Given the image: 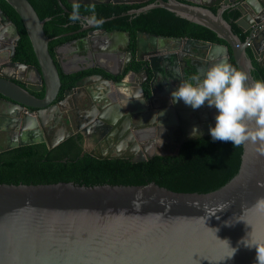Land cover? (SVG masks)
Masks as SVG:
<instances>
[{"label":"water","instance_id":"obj_1","mask_svg":"<svg viewBox=\"0 0 264 264\" xmlns=\"http://www.w3.org/2000/svg\"><path fill=\"white\" fill-rule=\"evenodd\" d=\"M6 1L21 17L38 61V65L13 61L20 33L0 7L4 25L0 28V53H4L2 60L6 61L0 66V94L8 99L0 100V118L9 116L15 121L14 128L24 135L20 141L8 146L12 148L43 140L36 134L41 126L50 123L48 114L55 107L52 102L62 82L60 61L50 52V39L44 28L49 18L42 19L30 0ZM79 2L95 0L74 3ZM156 7L166 8L203 25L225 40V43L205 42L201 45L199 40L194 41L193 54L185 61L190 72L194 73L199 67L193 57L200 50L206 59L204 66L222 59L232 64L233 60L239 69L248 73L249 84L256 80L252 72L253 60L264 68V0H159V4L143 9ZM226 10L239 13L236 24L247 34L244 41L224 18ZM148 44L151 47L155 43L149 38ZM7 49L10 53L5 55ZM3 68H10L14 74ZM101 68L117 74L106 67ZM16 76H20L27 86L16 84L12 80ZM33 77L40 85L38 88L31 83ZM100 77L106 82L110 80L104 75ZM76 86L82 99L95 101L97 97L85 79L78 81ZM125 86L131 87L128 102L134 108V81H127ZM106 87L107 83H104L99 90L106 91ZM42 88L45 90L43 98L30 92ZM150 91L149 98L145 93L143 96L145 108L152 116L151 123H175L178 118L183 121V116L187 117V122L203 121L204 114L200 109L192 108L182 99L173 102L171 95L162 97L152 84ZM14 105L25 111L24 117H13L11 108ZM28 107L38 110L28 113ZM98 119L110 123L116 120L106 113ZM86 121L88 126L96 124L93 118H86ZM69 135L66 132L55 141H48V147L53 148ZM134 144L138 147L137 142ZM144 146L149 147L146 155L140 154L132 161L140 162L155 155L153 141H145ZM262 146L258 141L243 143L237 174L208 192L176 191L155 181L95 185L74 181L1 182L0 264H256L257 248L248 244L255 239L264 246V211L255 207L257 200L264 197Z\"/></svg>","mask_w":264,"mask_h":264},{"label":"flooded vegetation","instance_id":"obj_2","mask_svg":"<svg viewBox=\"0 0 264 264\" xmlns=\"http://www.w3.org/2000/svg\"><path fill=\"white\" fill-rule=\"evenodd\" d=\"M78 1L55 0L53 5L55 13L45 17L49 18L47 21L54 19L56 24L63 25L64 28L59 32L45 31L50 39V52L60 61L58 67L62 85L56 99L52 102V106L55 105V107L51 108L48 114L50 123L44 127L41 126L36 134L38 139H43L39 142L47 144L48 141H55L68 132L70 135L57 145L72 136H77L81 137L83 154L88 152L96 157L132 159L140 154L146 155L149 147L147 149V146H144L145 141H153L155 155H166L178 152L181 144L188 141L187 137L192 140L209 134V125L215 122L214 107L202 105V108H196L203 112V121L187 122V117L183 116V121L177 117L175 123L160 125L158 122H150L152 116L145 108L146 101L143 93L146 98H149L152 95L150 91V84H152L158 94L161 92L162 97L171 95L172 90L178 87L180 80L193 73L190 72L185 61L189 60L188 55L193 54V46L196 45L194 41L199 40L202 42L200 45L211 41L195 37L196 29L186 25L183 20L191 21L175 12L156 7L167 11L160 15L152 11L155 8L143 9L152 4H159V0H120L118 2L95 0L89 3H74ZM102 4L117 7L113 8L110 15L105 16L106 11L103 10ZM76 5L79 6L81 18L72 21L70 15ZM93 13L98 18H103L104 22L100 25L88 24L86 18ZM3 27L0 18V28ZM180 31L183 32L177 33ZM149 38L155 43L151 47L148 44ZM17 45L13 61H19L16 59ZM6 52L5 55H8L10 50L7 49ZM201 53L202 50L196 52L193 57L199 66L206 62ZM3 54L0 53V66L6 63L2 60ZM101 67H106L117 74H111ZM2 70L14 74L10 68ZM101 75L110 80L106 82L100 77ZM82 79H85L93 89V95L97 97L94 102L85 101L80 96L81 91L76 90L77 82ZM12 80L22 87L27 86L26 82L20 80V76ZM32 80L34 81L31 83L38 88L40 85L35 81V77ZM127 81H134L133 88L136 89L134 108L128 102L131 87L125 86ZM104 83H107L106 91H100L99 88L104 86ZM30 92L38 98L45 96L43 88ZM3 99L8 100L0 94V100ZM14 106L11 108L13 117H24L25 111ZM27 109L28 113L38 110L34 107ZM104 113L116 120L112 123L100 121L98 118ZM9 118V116L6 119L0 118V152L10 149L8 146L11 143L24 138L21 130L14 128L15 121ZM86 118H93L96 124L88 126ZM134 142L138 143V147ZM171 147H176V151H170Z\"/></svg>","mask_w":264,"mask_h":264},{"label":"trees","instance_id":"obj_3","mask_svg":"<svg viewBox=\"0 0 264 264\" xmlns=\"http://www.w3.org/2000/svg\"><path fill=\"white\" fill-rule=\"evenodd\" d=\"M43 19L55 12V0H30ZM105 16L117 6L102 4ZM0 7L17 25L20 39L16 59L38 65V61L23 21L17 11L6 1L0 0ZM214 11L217 7L213 8ZM155 14L167 12L163 8L152 10ZM239 13L226 10L224 18L232 24L233 30L244 41L236 24ZM54 19L44 25L47 33L62 31ZM196 29L195 37L211 42L225 43L211 29L183 20ZM183 31L177 32L182 33ZM249 54L252 55L249 50ZM255 79L264 78V68L253 60ZM232 64L237 67L232 60ZM238 68V67H237ZM243 154V144L232 141L213 140L210 133L184 141L178 152L156 154L152 158L134 162L131 158H98L88 152L83 154L81 137L72 136L59 145L49 148L44 142L16 146L0 152V183H48L74 181L95 184H146L151 181L176 191L208 192L228 182L239 171Z\"/></svg>","mask_w":264,"mask_h":264},{"label":"clouds","instance_id":"obj_4","mask_svg":"<svg viewBox=\"0 0 264 264\" xmlns=\"http://www.w3.org/2000/svg\"><path fill=\"white\" fill-rule=\"evenodd\" d=\"M80 18L79 6L76 5L70 19L76 21ZM86 19L90 25L104 22L95 13ZM248 79V73L222 59L210 66L200 65L194 73L181 79L178 87L172 90L171 97L173 102L182 99L194 109L205 103L216 109L215 122L209 125L213 140H230L234 145L258 141L264 145V78L251 84ZM260 151L264 152V146ZM255 207L264 211V197L257 200ZM248 245L257 248L256 264H264V246L255 239Z\"/></svg>","mask_w":264,"mask_h":264},{"label":"rangeland","instance_id":"obj_5","mask_svg":"<svg viewBox=\"0 0 264 264\" xmlns=\"http://www.w3.org/2000/svg\"><path fill=\"white\" fill-rule=\"evenodd\" d=\"M169 150L174 152V151H176V147H171Z\"/></svg>","mask_w":264,"mask_h":264}]
</instances>
